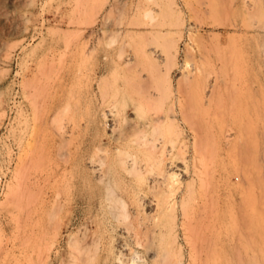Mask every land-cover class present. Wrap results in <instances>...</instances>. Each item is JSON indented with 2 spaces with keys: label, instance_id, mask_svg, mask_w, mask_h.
<instances>
[{
  "label": "rangeland",
  "instance_id": "rangeland-1",
  "mask_svg": "<svg viewBox=\"0 0 264 264\" xmlns=\"http://www.w3.org/2000/svg\"><path fill=\"white\" fill-rule=\"evenodd\" d=\"M0 264H264V0H0Z\"/></svg>",
  "mask_w": 264,
  "mask_h": 264
},
{
  "label": "bare ground",
  "instance_id": "bare-ground-1",
  "mask_svg": "<svg viewBox=\"0 0 264 264\" xmlns=\"http://www.w3.org/2000/svg\"><path fill=\"white\" fill-rule=\"evenodd\" d=\"M155 120V119H154ZM160 121V120H159Z\"/></svg>",
  "mask_w": 264,
  "mask_h": 264
}]
</instances>
